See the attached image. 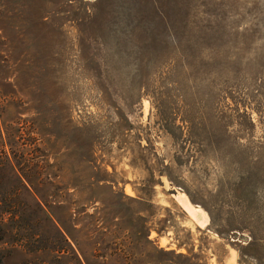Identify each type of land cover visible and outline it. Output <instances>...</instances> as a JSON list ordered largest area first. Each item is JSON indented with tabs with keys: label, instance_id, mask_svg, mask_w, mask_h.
Wrapping results in <instances>:
<instances>
[{
	"label": "rangeland",
	"instance_id": "rangeland-1",
	"mask_svg": "<svg viewBox=\"0 0 264 264\" xmlns=\"http://www.w3.org/2000/svg\"><path fill=\"white\" fill-rule=\"evenodd\" d=\"M0 151L73 237L10 264H264V0H0Z\"/></svg>",
	"mask_w": 264,
	"mask_h": 264
},
{
	"label": "trees",
	"instance_id": "trees-1",
	"mask_svg": "<svg viewBox=\"0 0 264 264\" xmlns=\"http://www.w3.org/2000/svg\"><path fill=\"white\" fill-rule=\"evenodd\" d=\"M20 164L5 153L0 155V243L9 245L8 248H0V264H10L8 258L12 251L34 254L39 252L43 246L41 245L43 222H49L55 233L69 246L71 251H74L67 239V236L73 239L68 229L57 217L49 215L45 209L46 205L38 191L40 181L27 177L21 171ZM32 242L38 244L31 249L29 244ZM51 250L61 251L54 246H51ZM156 251L163 255L171 253L161 248ZM178 256L181 255L178 254ZM196 258V255L185 257L187 261ZM168 262H170L169 259L159 261L160 264ZM17 264H27V260L21 259Z\"/></svg>",
	"mask_w": 264,
	"mask_h": 264
},
{
	"label": "bare ground",
	"instance_id": "bare-ground-1",
	"mask_svg": "<svg viewBox=\"0 0 264 264\" xmlns=\"http://www.w3.org/2000/svg\"><path fill=\"white\" fill-rule=\"evenodd\" d=\"M175 198L190 217L197 220L198 222L200 221V224L206 222L207 216L205 212L199 207L191 204L183 192H178L175 195Z\"/></svg>",
	"mask_w": 264,
	"mask_h": 264
}]
</instances>
